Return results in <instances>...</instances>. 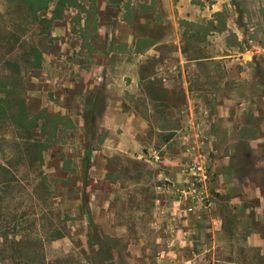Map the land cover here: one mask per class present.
Wrapping results in <instances>:
<instances>
[{
  "label": "rangeland",
  "instance_id": "obj_1",
  "mask_svg": "<svg viewBox=\"0 0 264 264\" xmlns=\"http://www.w3.org/2000/svg\"><path fill=\"white\" fill-rule=\"evenodd\" d=\"M29 1L0 0V100L6 106L5 112H0V264H168L172 252L179 261L180 254L194 256L204 249L207 253L200 264H230V259L246 264L244 249L238 245L235 256L233 245L230 249L229 231L217 237L219 243L214 248L213 233L200 227L213 223L209 209L219 208V201L225 224L235 223L230 204L212 183L217 159L231 156L238 178L246 176L254 190L264 191L261 16L252 20L244 0H224L219 12H213V5L220 0H192L187 12L179 7L181 0H173L170 12L174 17L164 24L159 0L139 7L132 5V0H104L105 32L120 30L128 35L136 18L144 16L172 40L158 46L160 57L148 60L146 76L153 74L156 62L168 59L178 69L172 76L187 81L172 94L160 85H148L162 102L133 99L132 93H126V101L116 103L109 102L99 78L102 71L91 69L94 58L89 55L76 54L74 64L70 61L73 65H61L63 82L45 81L35 55L38 14ZM91 1L89 9L81 8L90 15L86 30L80 32L83 37L96 31L103 15L96 3L100 0ZM118 16L124 24H119ZM215 20L220 33L231 31L227 37H214ZM250 22H254L258 37L239 41L232 30L236 26L250 30ZM75 26L76 34L80 30ZM41 42L50 43L47 39ZM225 42L239 44L243 52L248 50V63H234L232 58L238 53L226 50ZM76 43L71 41L73 46ZM138 45L146 48L148 43ZM98 47L105 51L109 44L105 41ZM120 47L124 50L127 44L120 43ZM224 54L227 56L222 57ZM197 57L210 59L198 62ZM104 61L126 63L124 57L115 55L107 60L104 56ZM117 71H113L114 78L121 73ZM22 101L26 115L39 118L38 126L30 121L19 126ZM105 107L115 113L135 109L146 116L150 127H146L140 150L104 147L110 135ZM181 109L208 114L188 121V129L195 130L208 145L193 152L200 159L197 164L186 165L184 160L181 129L185 130L186 124L175 115ZM168 110L173 114L169 119L147 118L153 112L162 117ZM222 112L227 113V119L214 118ZM233 128L236 132L229 135ZM230 142L229 149L223 150ZM42 145L47 147L40 157ZM88 151L91 161L86 169ZM241 186L238 184L237 190ZM181 225L194 230L182 235L178 231ZM169 238L175 243H169Z\"/></svg>",
  "mask_w": 264,
  "mask_h": 264
},
{
  "label": "crops",
  "instance_id": "obj_2",
  "mask_svg": "<svg viewBox=\"0 0 264 264\" xmlns=\"http://www.w3.org/2000/svg\"><path fill=\"white\" fill-rule=\"evenodd\" d=\"M191 1L192 0H181L179 7L183 11H190L192 9ZM223 1L224 0H220L218 3L213 5V12L220 11ZM159 2L165 15L164 24H167L170 22V19L174 17L170 12L173 0H159ZM244 2L245 6L249 9L250 18L252 20H258V15L261 16V35L264 37V0H244ZM96 3L97 7L99 6L98 9L103 15H100L98 18L96 31L86 37L82 36L81 31H83V29L86 30L87 24L90 21V15L87 13V10L84 11L81 8L85 6L89 9L93 5V1L74 0V4H66L63 0H50L49 7L47 9L37 11L39 40L37 42L35 55L37 57L39 69H41L44 75H46L45 81L47 83L52 81L54 83H57L58 81L63 82L64 78L62 79L59 75V72L62 69L61 65H71L72 63L70 61L74 64L76 59H73V57L77 54L84 57L89 55L92 59L94 58V61L91 63V69L95 68L102 71L99 78L104 81L103 86H105L109 102L118 103L120 101L123 103L126 101V93H132L131 97L133 99H147L152 103L162 102L160 97H155L153 93L147 89L148 85H160L166 93L172 94V92L175 89H178L180 85L183 86V84H187V81L183 83L182 80H177L174 76H172L178 71V69L177 65L171 64L168 59H164L162 62H156L153 65V74L149 76L145 75V67L148 60L153 57H160L161 52L158 49V46L163 43H167L168 41H172L169 40L170 37L168 39V34L166 32L162 33L161 30H158L155 23L147 20L144 16H138L136 18L132 31L128 35L124 36L120 30H116L115 33L110 31L105 32L104 19H102L104 18L103 5L105 2L104 0H100ZM154 4L155 0H132V5L137 7L141 5L152 6ZM121 6L123 8V2H121ZM119 14L122 13L120 12ZM78 18L79 20L77 24L76 19ZM118 21L119 24H124L120 16H118ZM75 24V28L80 30L76 34L72 30ZM236 25L237 24L234 23L233 26ZM254 26V22H250V30H242L236 26L232 32L236 34L239 41H242L244 38L252 40L253 38L258 37L257 34H255L258 30ZM229 27H232L231 23L229 24ZM213 29L214 37L221 35L225 38V36L227 37V35L231 33V31L220 33L222 31L218 29L216 20L213 22ZM46 39L50 42L48 45H44L41 42V40L44 41ZM72 40L77 42L76 45L73 46L71 44ZM105 41L109 44V47L104 51V49H101L98 46L102 45V43L104 44ZM140 42H147L148 45L146 48H140L138 45ZM120 43L127 44L126 49L124 48L123 50L122 47H120ZM224 47L228 51L238 53L232 58L234 63H236L235 61L237 60L239 61L238 63H244L245 65L248 63L246 53L249 52L248 50L243 52L241 51L239 44L228 45L226 42ZM259 48L264 49L263 47ZM179 52L182 56L184 55L181 49H179ZM113 55L122 59L124 57L126 63H122V65H119V63H112L111 65L106 64L104 56H106L107 60L108 57ZM68 56H71L72 58H69ZM225 56L227 55L224 54L222 57ZM98 57H101V60H99ZM218 57H220V55H218ZM218 57L213 56V59L215 60ZM207 59L210 58L197 57L195 60L200 62ZM114 70L121 72L120 75L116 74L117 78H114ZM50 71L54 77H49L48 72ZM126 71H131V73H125ZM126 78L128 80L131 78L129 81L130 83L127 84ZM229 81L231 80H226V82ZM160 114L161 113L153 112V114L150 113L147 118L169 119L173 117V114L169 112V110L163 113L162 117L158 116ZM175 115L178 119L183 121V125L186 124V129H181V133L183 134V154H185L184 160L187 161L186 165H189L190 163L197 164L200 162V159L198 158V155L195 156L193 152H198L201 150V146L208 147V145L205 146V142L199 139L200 136L197 132H195V130L193 131L192 129H188V121L190 119H201L204 116L207 117L208 114L204 115L203 113H191L189 110L181 109L176 111ZM225 115H227V113L222 112V114H216V117L214 116V118L223 117L224 119H227ZM104 119L106 120V126L108 127L110 134L105 141L104 147L111 148L113 151L125 152H136L141 149L144 138L143 136L146 134V127H150L149 122L146 120V116H144L142 112L135 109L129 112H124L121 109L115 113L110 107H105ZM120 129L122 130L121 133ZM157 130L161 132L167 131L164 128H157ZM235 132L236 129L233 128L231 129V132L229 130V135H232ZM208 134L209 132L206 133V135ZM212 136L214 139H219V137H216L215 134H212ZM201 142H203V144H201ZM231 144L232 142L223 145V150L229 149ZM167 145L168 143H165L164 146L167 147ZM231 159V156L225 155L215 161L213 167L215 174L213 176L214 180H212V183L216 190L220 191L221 194L224 195L225 198L223 201H227L230 204V209L235 223L232 226H227L225 224V217L222 213V209L220 208L221 202L219 201V203H216L219 208L215 206L214 208L209 209L208 214L211 213L210 215L213 223L208 226L207 224L202 225L200 230L211 231L213 233V237H215L212 241L214 248H216L217 243H219L217 237L222 234H226V231H229L228 243L230 249L232 245V247H234V256L236 255L235 249L239 245L241 249H244V262H246V264H264V191L261 189L254 190L252 185L248 183L249 179L246 176L243 180H240L237 176V172L235 171V167L231 163ZM238 184H242V186L237 190ZM202 193L205 195V192ZM171 227L172 226L170 225V229ZM180 228L181 229L178 231H181L182 235L183 232L188 234L193 229L189 226L184 227L183 225H181ZM198 228L199 226L197 229ZM172 230L176 231V227L173 226ZM231 231L233 233H231ZM240 234L243 235L242 238H238V235ZM183 237L188 238L189 235ZM168 241L169 243H175L172 238H169ZM183 242L184 241L181 240V243ZM172 253L171 256L166 259L168 264H179L178 262H180V264H200L201 260L203 261V255L207 252L206 249H204L200 253H194V256L188 255L187 253L180 254L178 258L179 261L174 259L173 255L175 254ZM228 262L230 264H235L236 260L230 259Z\"/></svg>",
  "mask_w": 264,
  "mask_h": 264
},
{
  "label": "trees",
  "instance_id": "obj_3",
  "mask_svg": "<svg viewBox=\"0 0 264 264\" xmlns=\"http://www.w3.org/2000/svg\"><path fill=\"white\" fill-rule=\"evenodd\" d=\"M49 1L50 0H30V7L37 13V11L41 10V9H47L49 7ZM66 4H74V0H63ZM5 103H3L0 100V112H5L6 106L4 105ZM20 122H18L19 126H23L25 124H27V121H30L31 123H33L34 126H38V117H31L29 118L28 115H26V104L25 101H22L20 104ZM17 123V122H16ZM31 127V126H30ZM42 130H44V123H42ZM38 143H42L41 140H38ZM40 146V144H39ZM46 145H42V147L40 148L41 154L40 157L42 155V152L46 149ZM90 161H91V151L87 152L86 155V169H88L90 167Z\"/></svg>",
  "mask_w": 264,
  "mask_h": 264
},
{
  "label": "built area",
  "instance_id": "obj_4",
  "mask_svg": "<svg viewBox=\"0 0 264 264\" xmlns=\"http://www.w3.org/2000/svg\"><path fill=\"white\" fill-rule=\"evenodd\" d=\"M199 181H202V179H199ZM193 210V208L192 207H190L189 208V211H192Z\"/></svg>",
  "mask_w": 264,
  "mask_h": 264
}]
</instances>
